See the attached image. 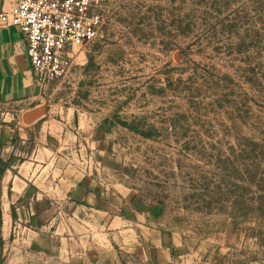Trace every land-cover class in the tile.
Instances as JSON below:
<instances>
[{
	"label": "rangeland",
	"instance_id": "374dc122",
	"mask_svg": "<svg viewBox=\"0 0 264 264\" xmlns=\"http://www.w3.org/2000/svg\"><path fill=\"white\" fill-rule=\"evenodd\" d=\"M102 23L38 77L0 264H264V0H110Z\"/></svg>",
	"mask_w": 264,
	"mask_h": 264
},
{
	"label": "crops",
	"instance_id": "0c3cea01",
	"mask_svg": "<svg viewBox=\"0 0 264 264\" xmlns=\"http://www.w3.org/2000/svg\"><path fill=\"white\" fill-rule=\"evenodd\" d=\"M14 4L15 0H0V14L9 12ZM41 92L42 85L27 56L24 35L15 28H0V160L3 162V166L0 164V213L3 241L11 237L16 219V214L12 213L13 204L9 202L14 191V181L16 178L28 180L29 177L22 176V169L26 164L34 165L39 161L35 151H27L28 155L31 154L28 160L17 159V155L20 144H36L39 126L48 125L47 121L42 124L38 122L43 116L36 121L27 122L28 115L31 114V103ZM67 115V119H60L64 120L62 128L69 133L76 127V123L74 114ZM58 140L59 137L53 130L46 133L45 142L37 156L43 154L49 159L54 155L50 146Z\"/></svg>",
	"mask_w": 264,
	"mask_h": 264
},
{
	"label": "built area",
	"instance_id": "2783aa9c",
	"mask_svg": "<svg viewBox=\"0 0 264 264\" xmlns=\"http://www.w3.org/2000/svg\"><path fill=\"white\" fill-rule=\"evenodd\" d=\"M110 0H15L0 14V28H15L25 38L27 56L38 77H58L71 52L93 43Z\"/></svg>",
	"mask_w": 264,
	"mask_h": 264
},
{
	"label": "water",
	"instance_id": "95a60500",
	"mask_svg": "<svg viewBox=\"0 0 264 264\" xmlns=\"http://www.w3.org/2000/svg\"><path fill=\"white\" fill-rule=\"evenodd\" d=\"M41 113L39 111L31 113L28 115L27 122H30L29 120H36L40 117Z\"/></svg>",
	"mask_w": 264,
	"mask_h": 264
},
{
	"label": "trees",
	"instance_id": "16d2710c",
	"mask_svg": "<svg viewBox=\"0 0 264 264\" xmlns=\"http://www.w3.org/2000/svg\"><path fill=\"white\" fill-rule=\"evenodd\" d=\"M0 164L3 166V162L0 160Z\"/></svg>",
	"mask_w": 264,
	"mask_h": 264
}]
</instances>
